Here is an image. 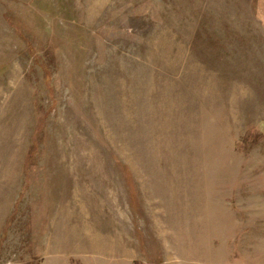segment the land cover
I'll return each instance as SVG.
<instances>
[{"label": "rangeland", "instance_id": "374dc122", "mask_svg": "<svg viewBox=\"0 0 264 264\" xmlns=\"http://www.w3.org/2000/svg\"><path fill=\"white\" fill-rule=\"evenodd\" d=\"M0 264H264V0H0Z\"/></svg>", "mask_w": 264, "mask_h": 264}]
</instances>
